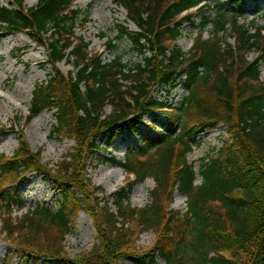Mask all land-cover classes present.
Here are the masks:
<instances>
[{
  "label": "trees",
  "instance_id": "obj_1",
  "mask_svg": "<svg viewBox=\"0 0 264 264\" xmlns=\"http://www.w3.org/2000/svg\"><path fill=\"white\" fill-rule=\"evenodd\" d=\"M109 1L123 8L127 23L136 28L118 27L117 33L140 58L136 63H124L121 55L105 63L90 53L88 43L74 33L80 16L73 10L75 0H37L31 8L24 0H9L0 6V37L28 34L46 51L45 65L52 71L32 92L24 125L53 112L52 135L74 144L50 167L42 163L40 151L29 148L20 121L13 122L18 149L12 157H0L2 242L24 264H121L124 258L134 264H156L157 259L164 264H264V27L241 21L244 0H229L234 10L220 2L211 7L210 0ZM192 10L204 12L197 37L184 53L176 42L183 24L194 26ZM208 27L210 37L203 40ZM64 60L73 66L67 74L58 69ZM182 78L186 96L179 107L154 97L156 88L169 93L180 87ZM153 114L163 117L164 131L147 136L139 148L128 147L122 164L110 161L124 170L129 185L113 196L112 209L103 190L88 179L92 159L119 133L136 135ZM218 127L226 129L227 139L202 161L196 185L187 156L198 135ZM102 137L105 147L98 142ZM31 174L44 176L59 191L57 209L38 206L16 216L15 206L21 208L22 202L13 201L15 186ZM147 179L154 183L149 203L134 208L131 190ZM175 192L186 198L183 213L171 209ZM79 212L92 220L95 243L70 261L64 241ZM148 231L155 235L152 246L137 249L136 239Z\"/></svg>",
  "mask_w": 264,
  "mask_h": 264
},
{
  "label": "rangeland",
  "instance_id": "obj_2",
  "mask_svg": "<svg viewBox=\"0 0 264 264\" xmlns=\"http://www.w3.org/2000/svg\"><path fill=\"white\" fill-rule=\"evenodd\" d=\"M8 2L9 0H0V6H7ZM217 3H226L227 10L235 9L229 0L209 1L211 7H215ZM36 4L37 0H24V5L27 8L34 7ZM109 4H112L109 0H75L73 10L80 13L74 28L75 36L82 37L88 43L90 53L99 55L105 63L111 61L116 55H121L124 63H136L140 61V58L133 54L129 43L125 39H117L118 27L129 30H136V28L133 24L127 23L126 12L123 8L112 4L115 7L113 8ZM213 11L214 9L211 8L207 14H212ZM203 12L191 11L194 26L183 24L181 28V36L176 45L184 53L189 52L197 37L198 25ZM240 13L241 21L248 25L255 24L264 27V0H244ZM83 16L86 17L85 21ZM209 37L210 27L202 35L203 40H207ZM227 41L233 45L231 39ZM109 45H114V50L110 51ZM253 57L252 53L247 55L249 61ZM46 61V51L39 48L28 34L0 37V157H12L18 149L17 133L12 126L17 119L20 121L18 128L23 130L24 138L31 151H40L42 163L49 164L50 167L57 166L65 153L74 146L73 141L61 140L52 135V129L56 124L53 112L44 111L33 118L28 125H24L30 109L32 92L36 85L45 83L52 73L51 69L46 67ZM58 69L61 73L67 74L73 71V66L70 61L64 60L58 65ZM260 71V79L264 81V63L261 65ZM179 81L181 86L176 90H170L169 93L168 88H156L154 97L179 107L180 102L186 96V92L182 88L184 78ZM105 113L109 114L110 108H106ZM154 117L157 119L156 123L152 122ZM163 125H165V121L162 116L157 114L147 116L143 119V125L136 135L131 136L126 132L119 133L107 146V150L101 151L93 157L91 168L88 170V179L94 187L103 190V198L109 202L112 209L113 196L121 190L126 191L129 185L124 170L118 165L113 166L110 161L122 164L128 147L139 148L147 136H155L164 131ZM226 139L224 127L209 130L195 138L193 150L188 154L187 161L195 171L196 185L201 183L199 170L202 161L213 156ZM106 141L103 137L98 139L103 147H105ZM120 170L121 172H119ZM153 187L154 183L151 179L134 186L129 197L132 207L144 208L149 203V191ZM97 196L101 198L102 194H97ZM58 200H60L59 191L53 188L48 179L36 174L28 175L20 185L15 186L13 201L17 205L22 202V207L15 206L14 215L20 216L38 206L56 210ZM171 209L181 213L185 212V196L175 192ZM154 240L153 232H144L136 239L135 246L140 250L149 249ZM94 243L93 222L87 214L79 212L74 226L65 238V252L70 261H73L78 255L88 253ZM20 263L24 264L22 257L15 254L0 238V264ZM36 264L62 263L54 260H42ZM121 264H134V260L124 258ZM156 264H164V262L157 259Z\"/></svg>",
  "mask_w": 264,
  "mask_h": 264
},
{
  "label": "bare ground",
  "instance_id": "obj_3",
  "mask_svg": "<svg viewBox=\"0 0 264 264\" xmlns=\"http://www.w3.org/2000/svg\"><path fill=\"white\" fill-rule=\"evenodd\" d=\"M111 7H113V5L112 4H109ZM113 8H115V7H113ZM209 136V135H208ZM212 136V135H211ZM119 172H121V170L119 171Z\"/></svg>",
  "mask_w": 264,
  "mask_h": 264
}]
</instances>
